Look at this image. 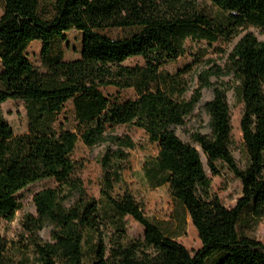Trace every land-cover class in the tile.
<instances>
[{"label":"trees","instance_id":"obj_1","mask_svg":"<svg viewBox=\"0 0 264 264\" xmlns=\"http://www.w3.org/2000/svg\"><path fill=\"white\" fill-rule=\"evenodd\" d=\"M208 2L209 11L200 6ZM0 104L25 105L28 129L16 135L0 114V218L12 222L22 204L16 193L52 179L32 196L34 214H23L15 236L0 234V264H264V244L245 234L264 219V0H0ZM71 29L82 34L79 56L60 57L58 41ZM129 34L111 38L104 32ZM236 40V42H234ZM187 41L230 45L223 65L210 59L193 88L177 69H162L186 54ZM40 43L41 71L27 56ZM203 53H192L193 62ZM135 59L131 65L128 60ZM230 75L234 97L242 104L240 132L246 163L232 155L230 104L214 86L204 110L206 134L194 132L212 175L217 162L240 180L241 196L225 207L211 192L200 152L175 134L202 96L210 78ZM134 90L132 99L112 100L105 89ZM191 91L190 96L186 93ZM71 101L76 131L56 125ZM117 126H134L156 144L157 153L143 163L151 189L167 187L172 216L158 221L123 181L134 142L115 135ZM105 144L98 157V196L87 193L76 175L72 151ZM117 188L120 191H117ZM127 217L143 227L133 236ZM187 218L201 247L194 253L175 239ZM49 227L48 240L40 232Z\"/></svg>","mask_w":264,"mask_h":264},{"label":"rangeland","instance_id":"obj_2","mask_svg":"<svg viewBox=\"0 0 264 264\" xmlns=\"http://www.w3.org/2000/svg\"><path fill=\"white\" fill-rule=\"evenodd\" d=\"M200 6L207 8L209 11L212 7L208 2L200 1ZM2 8L0 5V14ZM250 32L254 33L258 40H264V31L256 28H249ZM111 38L121 37L129 34L127 31H122L119 29L107 30L104 32ZM82 34L76 30L71 29L65 34L64 41H58L56 43L57 51L63 60L69 61L70 59H75L79 56L81 48ZM236 42V40H234ZM233 42V43H234ZM233 43L230 45H219L214 43L209 45L207 42H190L187 41L185 55L178 57L177 61L162 67L164 71L174 74L177 69L189 66L188 70L184 74V79L187 84L193 90L195 87L198 75L200 71L208 68L206 67V62L210 59L216 65H223L225 60V55H222L219 51L226 49L229 50ZM201 52L203 53V59L200 62L192 63L193 56L192 53ZM27 56L29 61L32 62L35 68L44 71L45 66L40 57V43L32 42L28 45ZM135 59L126 61L125 65H131ZM2 68L0 62V70ZM212 83L211 87L202 90V96L199 104L194 109V112L186 117L183 126H179L175 129V134L182 140L191 143L200 152L201 162L204 165L206 175L211 180V192L216 195L222 204L227 207H232L235 205L237 199L241 196V183L234 174L228 169L227 165L217 162L219 169V175H212L206 164L205 156L202 150L197 144H193L191 141V135L194 132L206 134L209 132L208 122L209 118L204 110L205 102L208 101L213 93L214 86L220 87L226 92L227 102L230 104V118L232 125V137L233 144L232 155L239 165V167H244L246 163L245 148L242 145V133L240 132V115L242 110V104L236 102L234 97V86L235 82L230 75H223L220 77L212 76L210 78ZM105 94L109 96L112 100L124 101L132 99L134 97V90L124 89L117 90L113 88L105 89ZM191 91L186 93V97L190 96ZM63 110L56 117V125L62 123L63 127L69 130L76 131L77 122L74 121L73 111L71 106V101L67 102L63 106ZM0 114L2 117L11 124L13 131L16 135L25 134L28 129L26 108L25 105L20 101L9 100L0 104ZM115 135H127L134 142V147L129 150V159L125 164V169L123 171V181L126 183L127 187L131 191L132 195L136 197L143 204L144 212L150 217L158 221L169 220L172 216V201L169 196L167 187H159L151 189L147 186L146 181L143 177V163L149 156H153L157 153L156 144L149 141L148 136L145 133L132 126H117L114 130ZM105 144L96 145L91 148H86L82 142L79 140L76 143L74 150L72 151V158L76 162V175L81 178L84 183V187L88 194L97 197L98 196V180L101 175V168L97 162L99 155L102 153ZM56 184L52 179H43L42 181L30 184L27 188L16 193V197L20 200L22 204L21 210L15 213V218L12 222H6L0 218V234L5 235L8 238L15 236V233L19 229V220L23 214H34L35 207L33 204L32 196L42 188L55 187ZM119 192L120 189L117 188ZM127 228L129 233L133 236H142L143 227H141L137 222H134L132 218L127 217ZM50 230L49 227H44L43 231L40 232V237L42 240L49 239ZM245 234L254 240L260 241L264 244V219L258 223V227L254 231H246ZM181 245L191 253L196 252L201 247V241H199L198 234L192 226L190 219L187 218L185 223V228L180 236L175 239ZM214 256L213 259L209 260L207 264H213L217 259Z\"/></svg>","mask_w":264,"mask_h":264}]
</instances>
